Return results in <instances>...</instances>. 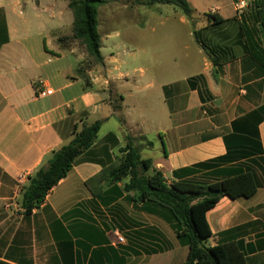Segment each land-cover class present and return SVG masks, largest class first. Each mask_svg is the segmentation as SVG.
I'll return each instance as SVG.
<instances>
[{"label":"crops","instance_id":"1","mask_svg":"<svg viewBox=\"0 0 264 264\" xmlns=\"http://www.w3.org/2000/svg\"><path fill=\"white\" fill-rule=\"evenodd\" d=\"M245 1L240 14L236 0H188L200 43L175 9L139 7L132 19L102 6L103 63L94 64L80 42L59 41L73 34L68 0H0L1 264H185L171 215L134 201L129 179L97 197L85 185L123 156L129 136L168 184L252 173L253 196H225L206 213L207 244L235 242L246 264H264V0ZM97 121L91 148L22 214L28 178L76 126Z\"/></svg>","mask_w":264,"mask_h":264},{"label":"trees","instance_id":"2","mask_svg":"<svg viewBox=\"0 0 264 264\" xmlns=\"http://www.w3.org/2000/svg\"><path fill=\"white\" fill-rule=\"evenodd\" d=\"M68 1L74 16L73 34L70 37L60 38V43L69 44L78 41L86 47L94 64H102L97 11L100 7L108 5L110 1ZM133 4L149 10H157L159 6L164 5L172 6L189 20L195 39L200 43V33L194 29V10L188 0H133ZM258 13L263 21L264 11ZM81 72L84 73V70L81 69ZM120 108V105L115 106V109ZM102 123L97 121L93 124H83L80 129L76 126L72 140L54 150L34 175L28 178L27 183L21 188L22 214L31 215L44 203L51 190L66 178L76 159L89 150L97 140ZM122 153V157L117 158L85 183L95 197L105 186L129 179L124 189L134 194V201L156 203L171 215L177 237L181 244L188 246L190 250L185 264H246L239 244L223 242L213 247L207 244L212 232L206 213L225 196L231 199L253 196L257 190V183L252 173L241 172L235 177L207 186L191 182L168 184L163 173L153 169L151 161L141 159L130 136ZM150 170H152L151 174H149ZM225 234L229 232L222 235Z\"/></svg>","mask_w":264,"mask_h":264},{"label":"rangeland","instance_id":"3","mask_svg":"<svg viewBox=\"0 0 264 264\" xmlns=\"http://www.w3.org/2000/svg\"><path fill=\"white\" fill-rule=\"evenodd\" d=\"M109 1H110V3H109L110 8H117V10L119 12H121L125 18L129 17L132 19H137L135 12H136V9H138L139 7H137L133 4V0H109ZM165 6H167V7H165ZM172 9H174L172 6L164 5V8H162L161 10H153V11L154 12H160V11L167 12V11H171ZM119 18H121V17H119ZM200 20H201V18H200ZM198 21H199V19L195 20L194 28H196V24Z\"/></svg>","mask_w":264,"mask_h":264},{"label":"built area","instance_id":"4","mask_svg":"<svg viewBox=\"0 0 264 264\" xmlns=\"http://www.w3.org/2000/svg\"><path fill=\"white\" fill-rule=\"evenodd\" d=\"M247 8H248V2L245 0H240L236 4V10L240 14H243ZM35 86L37 88V98H42V97H45L47 95V91L45 89H43V86H44L43 81H37ZM115 242L118 244L119 243L121 244L124 242V239H123V237L117 236Z\"/></svg>","mask_w":264,"mask_h":264}]
</instances>
